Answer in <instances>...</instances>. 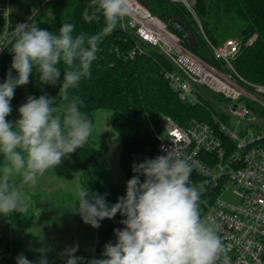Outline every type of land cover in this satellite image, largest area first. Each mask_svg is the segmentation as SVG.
I'll return each mask as SVG.
<instances>
[{
    "label": "clouds",
    "instance_id": "clouds-1",
    "mask_svg": "<svg viewBox=\"0 0 264 264\" xmlns=\"http://www.w3.org/2000/svg\"><path fill=\"white\" fill-rule=\"evenodd\" d=\"M130 14L129 0H91L83 19L92 23L103 17L104 27L97 34L75 33L72 24L62 25L58 33L35 23L14 27L9 41L12 62L0 83V216L29 213L22 189H36L40 177L89 141L93 124L81 111L82 100L70 97L69 92L90 76L103 37ZM34 73L41 84L51 86L62 76L59 92L66 103L58 108L47 94L29 96L18 109L19 119L9 121L15 90L28 85ZM133 173L126 194L111 206L107 193L101 195L88 187L76 193L74 213L93 229L118 213L124 218L120 221L124 227L114 230L116 243H107L101 258L87 264H229L218 227L201 218V193L191 184L187 159L168 152L134 164ZM76 251V247L65 250L66 264H84ZM16 264L32 262L19 255ZM39 264H48L47 257L42 255Z\"/></svg>",
    "mask_w": 264,
    "mask_h": 264
},
{
    "label": "trees",
    "instance_id": "trees-1",
    "mask_svg": "<svg viewBox=\"0 0 264 264\" xmlns=\"http://www.w3.org/2000/svg\"><path fill=\"white\" fill-rule=\"evenodd\" d=\"M30 5V18L25 23H35L41 29L58 33L64 24H72L75 33L84 32L88 35L99 33L104 27L102 16L88 23L83 19V13L89 10L91 0H27ZM153 15L165 23L177 19L181 21L190 35L181 36L177 33L186 48L211 64H216L210 50L204 41L207 38L213 45L222 40L217 33L226 32L230 25L239 27L240 46L232 61L235 71L245 80L264 84V0H195L194 12L200 22L201 31L196 21L178 4L167 0H139ZM120 23V22H119ZM103 37L99 44L97 59L90 69V76L83 78L77 87L70 89L69 95L82 100L81 111L94 122V112L98 109L110 111L109 122L116 132L120 143L118 164L128 181L133 175V165L142 163L138 157L156 145L155 134L163 130L165 117L172 119L177 125L186 127L191 120L203 121L217 131V124L212 116L225 117L210 106L206 101L200 104H186L173 91L163 77L165 69H170L168 61L159 52L145 47L141 54L128 57V53L137 42L127 31L120 28ZM14 27L12 28L13 31ZM12 38V37H11ZM225 37L224 39H227ZM251 42L248 43L249 39ZM223 39V40H224ZM11 40V39H10ZM10 43L0 54V83L7 78L12 54ZM63 71V65L60 66ZM16 74L13 72V76ZM61 76L56 86L43 85L38 74L30 77V82L15 90L11 101L12 113L7 119H19L18 109L29 96L39 98L47 94L54 98V104L60 108L66 103L59 92ZM227 146H232L228 139L219 133ZM74 160V168L79 173L80 189L87 187L104 195L111 206L118 198L126 194V187L114 186L102 164L100 151L90 142L70 155ZM3 158L0 157V164ZM194 181L200 179L192 171ZM218 187H207L200 195L199 205L203 212L213 203L218 194ZM207 198V199H206ZM76 202V195L74 197ZM30 210L25 215L13 214L7 221L0 220V249L10 255L3 259L16 262L19 255L31 256L30 233L20 228L29 229L33 223V214L38 207V201L29 202ZM36 208V209H35ZM124 219L118 213L112 220L105 219L97 229L98 241L93 251L78 249L77 257L83 258L84 264L92 258H101L104 246L116 243L115 229L124 226ZM2 259V260H3ZM51 264H66V259H59Z\"/></svg>",
    "mask_w": 264,
    "mask_h": 264
},
{
    "label": "built area",
    "instance_id": "built-area-1",
    "mask_svg": "<svg viewBox=\"0 0 264 264\" xmlns=\"http://www.w3.org/2000/svg\"><path fill=\"white\" fill-rule=\"evenodd\" d=\"M167 1L185 9L202 33L194 12L195 0ZM10 2L0 0L2 48L8 45L13 28ZM129 7L131 14L119 23L137 42L128 57L141 54L145 47L159 52L171 66L163 77L182 102L194 105L206 101L225 117L212 116L217 131L203 121L193 119L181 127L165 117L162 132L155 134V147L144 153L141 162L168 152L187 159L200 179L190 178L191 184L202 187L201 194L207 187L219 189L212 205L200 213L218 227V235L228 248L229 264H264V84L245 80L235 71L232 61L240 40L227 38L213 45L204 37L216 62L211 64L186 48L181 37L139 0H129ZM211 96L225 105L220 106ZM229 118L254 130L235 133L225 125ZM219 133L232 146L225 145ZM229 184L237 202L217 198ZM9 256L0 249V261Z\"/></svg>",
    "mask_w": 264,
    "mask_h": 264
},
{
    "label": "rangeland",
    "instance_id": "rangeland-1",
    "mask_svg": "<svg viewBox=\"0 0 264 264\" xmlns=\"http://www.w3.org/2000/svg\"><path fill=\"white\" fill-rule=\"evenodd\" d=\"M10 11L12 13V24L15 27L19 23H25L30 18V5L27 0H11ZM197 18V16H196ZM198 19V18H197ZM199 22V20H198ZM200 23V22H199ZM239 27L230 25L226 32L217 33L216 37L223 40L225 37L239 40ZM188 38L192 40L189 34ZM220 106L225 102L212 97ZM110 111L98 109L94 112L93 134L90 142L100 151L102 164L114 186L126 187L127 181L118 164L120 154V143L116 132L109 122ZM225 125L233 129L235 133L245 131L249 127L238 122L235 118H229ZM250 131L254 129L249 128ZM142 161L143 154L138 157ZM19 183L18 180L13 181ZM199 191L202 187L196 186ZM28 202L38 201V207L33 214V223L29 229L20 228L16 233L28 231L30 233L31 256H25L32 264H39L42 255L47 257L48 264L59 259L68 257L62 254L66 249L76 247L86 251H93L96 247L98 237L97 229L83 223L76 211L74 197L80 190L79 173L74 168L73 157L69 156L62 160L60 166L45 173L38 180L36 189H22ZM233 186L227 188L217 196L218 200L237 202L232 193ZM200 207V205H199ZM201 212V208H200ZM201 218L203 219L202 215ZM0 220L7 221L8 217L0 216ZM0 264H16L8 260H1Z\"/></svg>",
    "mask_w": 264,
    "mask_h": 264
},
{
    "label": "water",
    "instance_id": "water-1",
    "mask_svg": "<svg viewBox=\"0 0 264 264\" xmlns=\"http://www.w3.org/2000/svg\"><path fill=\"white\" fill-rule=\"evenodd\" d=\"M167 24L183 37H188L190 34L186 29L185 25L177 19L169 20Z\"/></svg>",
    "mask_w": 264,
    "mask_h": 264
}]
</instances>
